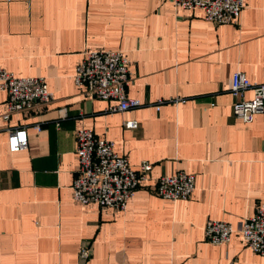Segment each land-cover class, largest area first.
Masks as SVG:
<instances>
[{"label": "crops", "instance_id": "1", "mask_svg": "<svg viewBox=\"0 0 264 264\" xmlns=\"http://www.w3.org/2000/svg\"><path fill=\"white\" fill-rule=\"evenodd\" d=\"M96 50L125 54L127 95L142 107L108 113L114 103L75 84ZM0 67L45 79L54 94L6 122L0 93V264H264L239 233L222 246L205 236L207 221L238 229L264 204V114L237 119L230 93L236 72L264 83V0H245L237 25L168 0H0ZM15 128L29 146L11 153ZM81 128L113 141L133 169L152 165L124 212L73 200ZM179 172L196 176L192 197H158L157 179Z\"/></svg>", "mask_w": 264, "mask_h": 264}, {"label": "built area", "instance_id": "2", "mask_svg": "<svg viewBox=\"0 0 264 264\" xmlns=\"http://www.w3.org/2000/svg\"><path fill=\"white\" fill-rule=\"evenodd\" d=\"M176 8L201 11L207 21L216 25H237L245 8V0H168ZM130 61L122 51L96 50L86 53L74 76L75 84L84 88L91 97L110 103L108 113L126 112L143 106L139 99L127 95L132 83ZM0 93L7 95L4 121L14 115L30 113L36 108H45L54 101V94L43 78L16 77L0 67ZM230 93L234 99L233 114L244 123L264 114V83L250 81L242 72L234 73ZM247 93L252 94L247 99ZM185 102L184 99H172ZM164 101H159L157 109ZM59 126V124H58ZM127 129H137L136 121H127ZM40 131V127H37ZM29 146L25 128L9 131L8 147L11 153L24 151ZM77 175L73 181V200L81 205L97 204L102 209L124 212L133 199L141 182L149 179L152 165L145 162L135 170L127 158L115 152V143L106 138H97L92 130L76 131ZM196 188V176L179 172L162 176L156 181L155 194L168 201H187ZM239 233L245 248L264 256V204L256 213L244 219L238 229L225 221L209 220L205 236L216 246L228 245L234 234ZM89 246H83L81 258L87 260Z\"/></svg>", "mask_w": 264, "mask_h": 264}, {"label": "bare ground", "instance_id": "3", "mask_svg": "<svg viewBox=\"0 0 264 264\" xmlns=\"http://www.w3.org/2000/svg\"><path fill=\"white\" fill-rule=\"evenodd\" d=\"M80 90V89H79Z\"/></svg>", "mask_w": 264, "mask_h": 264}]
</instances>
